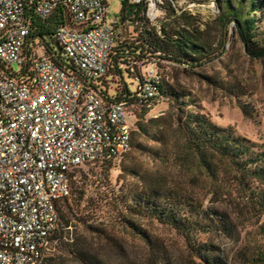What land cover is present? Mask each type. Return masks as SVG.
<instances>
[{
  "label": "built area",
  "instance_id": "1",
  "mask_svg": "<svg viewBox=\"0 0 264 264\" xmlns=\"http://www.w3.org/2000/svg\"><path fill=\"white\" fill-rule=\"evenodd\" d=\"M128 1L145 4L156 21L162 0ZM60 6L69 16L53 35L61 67L43 45H26V17L45 20ZM107 8V0H0V264L42 263L61 226L56 204L70 197L73 170L129 152L125 113L158 95L153 68L131 105L104 89L115 38Z\"/></svg>",
  "mask_w": 264,
  "mask_h": 264
},
{
  "label": "rangeland",
  "instance_id": "2",
  "mask_svg": "<svg viewBox=\"0 0 264 264\" xmlns=\"http://www.w3.org/2000/svg\"><path fill=\"white\" fill-rule=\"evenodd\" d=\"M121 1L107 0L110 20L117 17ZM167 2L172 5L176 16L189 17L194 26L204 30L211 44L212 38L223 36L217 21L219 10L213 0H162L157 19L151 23L159 26L172 20L166 18ZM260 16L256 14L260 18L256 23V39L262 38L264 29V19ZM129 30L122 37H127ZM226 30L228 41L224 52L211 61L201 62L193 68L161 61L155 67L149 64V68L157 70L163 90L176 92L186 109L204 114L220 127H231L264 150V58L253 59L244 52L232 23ZM36 52L38 56L42 55L40 47ZM13 70H16L15 65ZM123 78L132 90L134 81L125 72ZM175 103L168 95H162L151 106L134 110L136 121L130 151L111 164L89 165L74 173L70 197L66 203L60 204L62 212L71 219L70 237L74 244H86L103 264H150L148 246L125 224L124 220H130L156 245L166 249L171 264H196L183 237L174 229L125 209L131 202L126 199L128 191L132 186L141 185L132 171L191 194L207 207L226 211L236 227L233 237L201 234L198 239L217 245L230 264H252L245 258L253 251L264 252V234L259 229L264 223V214L257 215L244 206L243 196L231 183L229 170L221 167V163H216L219 177L214 180L191 156L183 161L175 158L181 148L174 124L176 109L172 105ZM242 104L248 108L247 116L242 113ZM125 115L131 125L133 114L127 111ZM138 126L147 128L149 133L161 132L163 142L147 139L139 133ZM136 142L141 147L136 148ZM145 147L158 150L161 157L152 159L144 151ZM73 249L72 245L68 247L50 241L44 258H52L55 264H82L68 253Z\"/></svg>",
  "mask_w": 264,
  "mask_h": 264
},
{
  "label": "trees",
  "instance_id": "3",
  "mask_svg": "<svg viewBox=\"0 0 264 264\" xmlns=\"http://www.w3.org/2000/svg\"><path fill=\"white\" fill-rule=\"evenodd\" d=\"M213 1L216 2L219 10L217 21L218 26L223 30V36H217L215 40L212 38L211 44L206 32L194 26L189 17L182 14L176 16L169 2L165 7L166 18H172V20L156 26L147 18L145 4H131L128 0H123L118 22L111 23L115 38L109 57L108 74L103 83L104 89L114 100L123 101L127 105L133 104L137 83L150 65L155 67L157 62L163 61L193 68L201 62L215 59L224 52V46L228 41L226 29L230 23L233 24L234 33L244 52L250 58L263 59L264 29L261 39L255 37L256 23L260 21L256 14L259 13L264 19V0ZM26 19L29 22L27 48L33 46L34 41L39 40V44L46 48L47 54L51 55L55 63L60 67L63 66L64 59L60 53L53 50L56 44L53 35L58 26L69 24V16L65 8L58 7L45 20L34 14L28 15ZM118 28L120 31H117ZM127 29H131L128 36L122 37ZM30 66L28 61L24 67L26 74H29L27 69ZM124 72L134 81L135 86L132 90L124 81ZM207 80L211 82L210 78ZM158 90L155 100L162 95H168L172 102H176V105L173 104L172 107L176 109L174 124L181 141V148L175 154V158L183 161L191 156L214 180L219 177L217 171L219 166L216 163H221V167L229 170L231 183L243 196L244 206L257 215L264 214V150L261 145L238 135L231 127L224 128L216 125L198 111L186 109L180 103L176 92L163 90L161 77ZM145 108L147 107L138 106L131 109L130 113L134 116L133 123L130 125L131 135L136 121L134 110ZM241 110L244 116L248 115L246 104L241 105ZM138 131L153 142H163L161 132L149 133L148 129L142 126H138ZM135 147H141V144L136 142ZM144 149L152 159L161 157V153L154 148L145 147ZM116 160L118 159L84 164L73 170L71 181L74 173L81 167L111 164ZM131 173L140 179L141 185L132 186V190L128 191L126 199H130L131 202L126 204V210L138 217H147L174 229L183 237L188 253L196 264H230L228 257L217 245L198 239L201 234L233 237L236 227L226 211L207 207L193 195L166 186L160 180L149 179L146 174L140 176L137 172L131 171ZM68 199H63L56 204L61 226L51 236L50 241L63 243L68 247L74 246V249L68 253L82 264H103L86 244H74V239L70 237L71 219L62 212L60 205L66 203ZM124 221L127 227L131 228L148 246L150 264H171L170 256L165 248L156 245L133 221ZM259 229L264 234V223ZM245 259L252 264H264V252L253 251ZM42 263L55 264V261L48 257L44 258Z\"/></svg>",
  "mask_w": 264,
  "mask_h": 264
},
{
  "label": "crops",
  "instance_id": "4",
  "mask_svg": "<svg viewBox=\"0 0 264 264\" xmlns=\"http://www.w3.org/2000/svg\"><path fill=\"white\" fill-rule=\"evenodd\" d=\"M122 1H121V4H122ZM107 7H108V2H107ZM120 11H121V7H120V10H119V13H118L117 17H115L114 19H111V20L109 19V16L107 14L108 22H110V23H117L118 20H119V18H120ZM117 31H120V29L118 28Z\"/></svg>",
  "mask_w": 264,
  "mask_h": 264
},
{
  "label": "water",
  "instance_id": "5",
  "mask_svg": "<svg viewBox=\"0 0 264 264\" xmlns=\"http://www.w3.org/2000/svg\"><path fill=\"white\" fill-rule=\"evenodd\" d=\"M55 46H56L57 50L59 51L60 50L59 46L57 44H55Z\"/></svg>",
  "mask_w": 264,
  "mask_h": 264
}]
</instances>
